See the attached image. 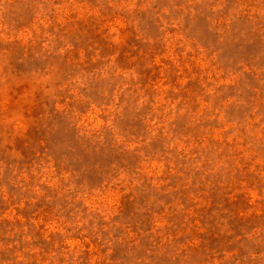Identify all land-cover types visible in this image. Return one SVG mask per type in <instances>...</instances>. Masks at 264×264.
<instances>
[{"label": "rangeland", "instance_id": "374dc122", "mask_svg": "<svg viewBox=\"0 0 264 264\" xmlns=\"http://www.w3.org/2000/svg\"><path fill=\"white\" fill-rule=\"evenodd\" d=\"M0 264H264V0H0Z\"/></svg>", "mask_w": 264, "mask_h": 264}]
</instances>
